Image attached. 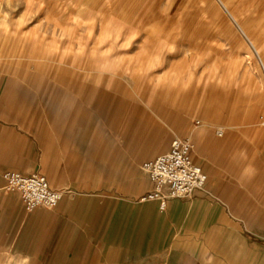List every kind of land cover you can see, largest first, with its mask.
<instances>
[{
    "label": "crops",
    "instance_id": "obj_1",
    "mask_svg": "<svg viewBox=\"0 0 264 264\" xmlns=\"http://www.w3.org/2000/svg\"><path fill=\"white\" fill-rule=\"evenodd\" d=\"M88 1L133 36L134 62L100 58L108 67L92 74V58L77 59L84 69L52 89L40 75H0V264H243L241 242L263 256L264 138L242 139L227 116L189 103V58L166 54L165 0ZM175 138L192 141L208 183L161 209L142 200L153 189L143 164ZM10 171L44 175L62 200L27 211L6 188Z\"/></svg>",
    "mask_w": 264,
    "mask_h": 264
},
{
    "label": "rangeland",
    "instance_id": "obj_2",
    "mask_svg": "<svg viewBox=\"0 0 264 264\" xmlns=\"http://www.w3.org/2000/svg\"><path fill=\"white\" fill-rule=\"evenodd\" d=\"M162 4L170 16L168 41L172 45L166 54L173 59L189 58L188 71L183 73L189 78V103L204 105L211 111L206 115L211 119L227 116L228 123H236V133L242 139L253 143L264 138V0H165ZM116 20L105 12L101 2L0 0V75H40L50 81L52 89L53 80L60 73L74 74L84 69L76 65L77 59L92 58L94 64L87 71L92 74L108 67V62L97 64L100 58L125 64L133 61L128 53L133 36L124 39L120 33L124 25ZM155 53L144 52L146 56ZM49 85L46 82L45 88ZM248 108L250 113H246ZM238 246L243 264L264 262V255L256 258V247L242 242Z\"/></svg>",
    "mask_w": 264,
    "mask_h": 264
},
{
    "label": "built area",
    "instance_id": "obj_3",
    "mask_svg": "<svg viewBox=\"0 0 264 264\" xmlns=\"http://www.w3.org/2000/svg\"><path fill=\"white\" fill-rule=\"evenodd\" d=\"M192 151L190 139L175 138L169 151L144 163L143 169L153 183V189L142 200L158 201L164 209L168 200L189 198L196 190L204 189L208 175L193 162ZM4 179L8 191L20 193L27 211L37 207L53 209L64 196L63 191L53 189L48 179L39 173L24 175L10 171L4 174Z\"/></svg>",
    "mask_w": 264,
    "mask_h": 264
},
{
    "label": "bare ground",
    "instance_id": "obj_4",
    "mask_svg": "<svg viewBox=\"0 0 264 264\" xmlns=\"http://www.w3.org/2000/svg\"><path fill=\"white\" fill-rule=\"evenodd\" d=\"M47 1V0H46ZM219 1V0H218ZM48 3V2H47ZM68 3V2H67ZM90 3V2H89ZM159 3V2H158ZM188 3V2H187ZM37 4V3H36ZM225 4V3H224ZM223 4V6L227 9V5L225 4L224 5ZM260 4V3H259ZM188 5V4H187ZM198 5V4H197ZM39 6V5H38ZM119 7V6H118ZM204 7V6H203ZM262 7V6H261ZM40 8H42V7H40ZM205 8V7H204ZM111 10V9H110ZM183 10V9H182ZM204 11V10H203ZM45 12V11H44ZM93 12V11H92ZM43 13V12H42ZM227 13V12H226ZM192 14V13H191ZM252 14V13H251ZM93 15V14H92ZM152 15V14H151ZM182 15V14H181ZM88 16V15H87ZM174 17V16H173ZM176 18V17H175ZM75 19V18H74ZM80 19V18H79ZM178 19V18H177ZM45 20V19H44ZM65 21V20H64ZM117 21V20H116ZM174 21V20H173ZM233 21V20H232ZM236 21V20H235ZM27 22V21H26ZM51 22H53V21H51ZM100 22V21H99ZM159 22V21H158ZM12 23V22H11ZM65 23V22H64ZM76 23V22H75ZM82 23V22H81ZM58 24V23H57ZM215 24V23H214ZM23 25V24H22ZM65 25V24H64ZM91 25V24H90ZM8 26V25H7ZM104 26V25H103ZM26 27V26H25ZM106 27V26H105ZM174 27V26H173ZM1 28V27H0ZM29 29V28H28ZM33 29V28H32ZM212 29V28H211ZM23 30V29H22ZM112 30V29H111ZM174 30V29H173ZM238 30V29H237ZM107 31V30H106ZM12 32V31H11ZM95 32V31H94ZM118 32V31H117ZM182 32V31H181ZM15 33V32H14ZM65 33V32H64ZM91 34V33H90ZM118 34V33H117ZM177 34V33H176ZM11 35V34H10ZM21 35V34H20ZM74 35V34H73ZM247 35V34H246ZM37 36V35H36ZM78 36V35H77ZM97 36V35H96ZM5 37H6V35H5ZM4 37V38H5ZM172 37V36H171ZM174 37V36H173ZM213 39V38H212ZM37 40V39H36ZM214 40V39H213ZM46 41V40H45ZM104 41V40H103ZM198 41V40H197ZM115 42V41H114ZM81 43V42H80ZM114 44V43H113ZM59 45V44H58ZM195 45V44H194ZM13 45H12V49H13ZM80 47V46H79ZM89 47V46H88ZM98 47V46H97ZM217 47V46H216ZM253 47V46H252ZM45 48V47H44ZM219 48V47H218ZM230 49V48H229ZM72 50V49H71ZM9 51V50H8ZM12 51V50H11ZM100 51V50H99ZM109 51V50H108ZM63 52V51H62ZM75 53V52H74ZM207 53V52H206ZM12 54V53H11ZM107 54V53H106ZM205 54V53H204ZM227 54V53H226ZM226 54L224 55V56H226ZM16 55V54H15ZM71 55H72V53H71ZM115 55V54H114ZM121 55V54H120ZM230 55V54H229ZM228 55V56H229ZM241 55V54H240ZM129 56V55H128ZM215 56V55H214ZM32 57V56H31ZM73 57V56H72ZM71 57V58H72ZM109 57V56H108ZM223 57V56H222ZM79 58V57H78ZM247 58V57H246ZM110 59H112V58H110ZM116 59V58H115ZM223 59V58H222ZM28 60V59H27ZM31 60V59H30ZM101 60V59H100ZM217 60V59H216ZM114 61V60H113ZM259 61V60H258ZM3 62V61H2ZM217 62V61H216ZM227 62V61H226ZM69 63V62H68ZM260 63V62H259ZM228 64V63H227ZM211 65H213L212 63H211ZM229 65V64H228ZM260 65V64H259ZM146 66V65H145ZM262 66V73H263V76H264V65L262 64L261 65ZM38 67H39V64H38ZM125 67V66H124ZM126 68V67H125ZM136 68V67H135ZM143 68V67H142ZM144 69V68H143ZM142 69V70H143ZM203 69V68H202ZM211 69V68H210ZM140 70V69H139ZM214 70V69H213ZM38 71V70H37ZM67 71H68V69H67ZM73 71V70H72ZM210 71V70H209ZM220 71V70H219ZM227 71V70H226ZM234 71V70H233ZM20 72V71H19ZM94 72V71H93ZM133 72V71H132ZM143 72V71H142ZM168 72V71H167ZM172 72H174V71H172ZM216 72V71H215ZM220 72H222V71H220ZM146 73V72H145ZM107 74V73H106ZM111 74V73H110ZM166 74V73H165ZM174 74V73H173ZM201 74V73H200ZM233 74V73H232ZM180 75V74H179ZM188 75V74H187ZM222 75V74H221ZM99 76V75H98ZM210 76V75H209ZM215 76V75H214ZM35 77V76H34ZM207 77V76H206ZM252 77V76H251ZM250 77V78H251ZM11 78V77H10ZM84 78V77H83ZM123 78V77H122ZM168 78V77H167ZM7 79V78H6ZM99 79V78H98ZM97 79V80H98ZM102 79V78H101ZM121 79V78H120ZM152 79V78H151ZM171 79V78H170ZM221 79V78H220ZM34 80V79H33ZM83 80V79H82ZM187 80V79H186ZM229 80V79H228ZM251 80V79H250ZM20 81V80H19ZM24 81V80H23ZM166 81V80H165ZM172 81V80H171ZM175 81V80H174ZM196 81H198V80H196ZM224 81V80H223ZM96 82V81H95ZM133 82V81H132ZM206 82V81H205ZM100 83V82H99ZM98 83V84H99ZM203 83V82H202ZM250 83V82H249ZM55 84V83H54ZM172 84V83H171ZM189 84V83H188ZM258 84V83H257ZM60 85V84H59ZM164 85V84H163ZM249 85V84H248ZM224 86V85H223ZM256 86V85H255ZM63 87V86H62ZM67 87V86H66ZM94 87V86H93ZM99 87V86H98ZM248 87V86H247ZM260 87V86H259ZM245 88V87H244ZM254 88V87H253ZM31 89V88H30ZM92 89V88H91ZM64 90V89H63ZM224 90H225V88H224ZM248 90V89H247ZM254 90V89H253ZM259 90V89H258ZM14 91V90H13ZM166 92H167V89H166ZM111 93V92H110ZM115 93V92H114ZM247 93V92H246ZM16 94V93H15ZM91 94V93H90ZM198 94H199V92H198ZM20 95V94H19ZM79 95V94H78ZM11 96V95H10ZM14 96V95H13ZM118 96V95H117ZM132 96V95H131ZM9 97V96H8ZM78 97V96H77ZM87 97V96H86ZM90 97V96H89ZM260 97V96H259ZM123 98V97H122ZM171 99V98H170ZM127 100V99H126ZM130 101V100H129ZM132 102V101H131ZM88 103V102H87ZM87 105V104H86ZM126 105V104H125ZM217 105V104H216ZM219 105V104H218ZM217 107V106H216ZM137 108V107H136ZM264 108V107H263ZM176 110V109H175ZM122 112H123V110H122ZM127 112V111H126ZM133 113V112H132ZM163 113V112H162ZM121 114V113H120ZM119 114V115H120ZM216 114V113H215ZM162 115V114H161ZM232 115V114H231ZM125 116H126V114H125ZM131 117V116H130ZM135 117V116H134ZM262 117V116H261ZM122 118V117H121ZM214 118H215V116H214ZM259 119V118H258ZM261 119V118H260ZM74 120V119H73ZM122 120V119H121ZM136 120V119H135ZM214 120V119H213ZM130 121V120H129ZM133 121V120H132ZM211 122V121H210ZM213 122V121H212ZM204 123H206V122H204ZM212 126V125H211ZM238 126H240V125H238ZM232 127V126H231ZM212 129V128H211ZM232 129V128H231ZM256 129V128H255ZM237 130V129H236ZM241 130V129H240ZM250 130V129H249ZM254 131V130H253ZM213 132V131H212ZM255 132V131H254ZM213 134V133H212ZM241 134V133H240ZM206 135V134H205ZM244 135V134H243ZM217 136V135H216ZM221 136V135H220ZM195 137H196V134H195ZM242 137V136H241ZM205 138V137H204ZM243 148V147H242ZM206 158V157H205ZM194 161V160H193ZM203 165V164H202ZM207 167V166H206ZM221 170V169H220ZM33 211V210H32Z\"/></svg>",
    "mask_w": 264,
    "mask_h": 264
}]
</instances>
